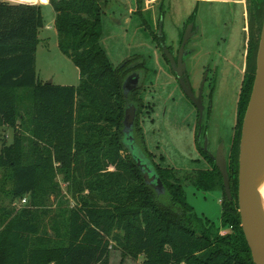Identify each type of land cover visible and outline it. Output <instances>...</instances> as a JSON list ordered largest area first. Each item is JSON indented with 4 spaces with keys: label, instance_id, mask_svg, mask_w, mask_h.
Returning a JSON list of instances; mask_svg holds the SVG:
<instances>
[{
    "label": "trees",
    "instance_id": "16d2710c",
    "mask_svg": "<svg viewBox=\"0 0 264 264\" xmlns=\"http://www.w3.org/2000/svg\"><path fill=\"white\" fill-rule=\"evenodd\" d=\"M144 2L137 0L139 11ZM49 4L56 13L59 47L80 70L78 85L38 76L42 5L0 0V127L14 130L13 142L0 149V169L4 183L12 182L13 199H27L0 231V264H112L114 249L121 252L120 264L129 257H143L144 264H255L241 225L238 188L241 125L255 80L257 45L247 57L248 86L240 95L232 153L228 149L232 199L204 149L213 168L194 174L199 189L224 191V232L195 211L172 168L155 163L136 140L164 183L165 192L158 193L128 150L123 120L132 104L124 82L137 60L117 68L112 64L101 42L103 0ZM151 27L146 28L163 52L165 34L159 37ZM147 59L138 67L149 73ZM139 90L132 91L135 135L145 106ZM27 96L31 107L24 106Z\"/></svg>",
    "mask_w": 264,
    "mask_h": 264
},
{
    "label": "rangeland",
    "instance_id": "374dc122",
    "mask_svg": "<svg viewBox=\"0 0 264 264\" xmlns=\"http://www.w3.org/2000/svg\"><path fill=\"white\" fill-rule=\"evenodd\" d=\"M2 1L22 3L16 0ZM146 1L144 9L136 11L137 4L133 0H103L102 45L116 68L127 60L139 62L143 57L148 58L147 64L151 71L146 75L145 86L143 85L144 87L138 92L145 106L141 108L139 114L136 140L153 154L155 163L172 168L174 176L182 179L181 184L187 201L194 206L195 211L203 219L215 222L226 232L228 228L221 225L224 191L221 188H209L204 191L193 182L195 170L213 168V163L208 160L198 143V108L184 94L174 71L164 58L154 36L147 29L152 25L153 31L157 32L161 12L165 10L161 18L166 43L171 47L172 52H176L181 24L194 7V0H183L184 11H181L178 0H157L148 3ZM24 4L42 5L45 18L36 53L39 77L45 82L52 80L56 84L78 85L80 70L58 45L53 7L44 5L39 0ZM209 8L210 6L205 5L198 14L203 37L198 43L195 54L197 69H194V83L196 89H199L204 65L214 55L213 78L209 79L205 86L207 101L203 125L208 129L212 152H216L217 136L222 133L227 150L229 148L232 153V144L238 132L240 95L242 89L245 88L246 91L248 86V75H246L248 69L245 70L247 67L245 60L248 56L244 54L246 48H244L240 16L233 20L228 19L229 28L220 29L222 32L220 34L224 38L219 34L211 39L210 36L215 31L212 27L214 24L212 19L217 21L221 16L217 12L219 6L214 7L217 9L214 17L210 15ZM145 21L148 26L143 24ZM256 70L257 66L253 71L256 73ZM31 104V98L27 96L24 99V106L31 107ZM142 134H144V144ZM13 136V128L0 127V149L5 142L11 144ZM201 140L203 146L204 136ZM4 177L5 172L0 169V231L10 222L14 210L17 211L27 204V201L24 202L22 199H13L10 194L12 182L8 180L4 183ZM143 260V257L137 260L129 257L125 259L124 264H144ZM120 262V250H112L111 263L120 264Z\"/></svg>",
    "mask_w": 264,
    "mask_h": 264
},
{
    "label": "water",
    "instance_id": "95a60500",
    "mask_svg": "<svg viewBox=\"0 0 264 264\" xmlns=\"http://www.w3.org/2000/svg\"><path fill=\"white\" fill-rule=\"evenodd\" d=\"M163 19H160L158 27V36L162 37ZM188 34L185 35L182 50L187 42ZM164 55L169 60L170 66L176 76L184 94L196 105L199 111V141L202 137V123L204 119L205 106L203 102V89L208 76L206 72L201 90L198 95L195 93L188 75H184L187 63L182 60V51L178 58L172 52L166 42L161 43ZM257 70L254 80L249 104L244 116L239 154V188L238 202L241 215V225L246 239L250 246L255 264H264V211L262 203L256 192V168L260 155L264 152V19L261 32L259 48L257 52ZM127 78L124 82L125 92L129 93L136 89L138 85L137 77L131 82ZM52 83V80L48 81ZM137 109L134 105H129L125 111L123 120L125 142L131 155L136 159L142 169L145 180L152 184L158 193L165 192L164 183L159 176L153 162L140 149L135 137V123L137 118ZM210 135L207 134L203 141V148L215 161L219 168L224 183V190L228 199H232L231 177L228 170V150L225 141L217 145L216 152L209 150L211 144ZM201 145V141H200ZM202 146V145H201ZM229 149V148H228Z\"/></svg>",
    "mask_w": 264,
    "mask_h": 264
},
{
    "label": "flooded vegetation",
    "instance_id": "af4514ba",
    "mask_svg": "<svg viewBox=\"0 0 264 264\" xmlns=\"http://www.w3.org/2000/svg\"><path fill=\"white\" fill-rule=\"evenodd\" d=\"M180 2V9L181 11H184V1L178 0ZM209 7V13L211 16L215 15V6H219L217 12L221 16L220 20H217L212 24V27L218 29V31L221 32V28H229L227 26V23L229 20H233L235 17L240 16L241 22H242V33L244 35V48H246V56H248L251 48L255 45L259 48L260 38H261V32L263 27V19H264V4L263 0H194V7L192 8L190 14L186 19L183 20L181 24V30H180V38H179V44L178 48L176 50L175 56L176 58L179 57L180 52L182 51V60L187 63L186 71L184 72V75H188L190 82L192 83L193 89L195 93L198 95L199 91L201 90L202 82L204 79V76L206 72L208 71V76L204 84L203 89V102L206 109V91L205 86L206 82L209 81V79L213 78V64H214V55L209 58L206 65H204L203 70V78L201 79L199 89H196V85L194 83V69H197V59L195 54L197 53V46L198 43L201 42V39L203 37V32L201 30V25L199 23V10L204 7ZM212 5V7H211ZM165 13V10H162L161 16ZM229 19V20H228ZM223 21V23H222ZM160 23V20H159ZM216 31V30H215ZM188 34L187 42L184 46V49L182 50V44L185 38V35ZM258 52V49H257ZM196 59V60H195ZM140 61H136V63H133L131 66H129L128 73L126 74V78H130L131 82L134 80L135 77L138 79V85L136 88L142 89L146 84V75L147 73L144 71L143 68L138 67ZM246 66H247V58H246ZM247 67L245 68V70ZM144 72V74H142ZM176 75V74H175ZM177 77V76H176ZM178 79V77H177ZM145 80V81H144ZM144 81V84H143ZM130 82V84H131ZM144 85V86H143ZM128 101L129 104H132L136 101L134 99V96L132 94V91L128 93ZM212 104V101L210 102ZM204 125L202 123V136H205L208 134L207 131L204 130ZM136 128V127H135ZM200 128V127H199ZM207 128V127H206ZM136 136V135H135ZM223 134L219 133L217 136V143L224 141L223 140ZM202 141V140H200ZM199 141V132H198V143L200 145ZM204 141V140H203ZM209 150H211L212 142L209 145ZM203 148V146H201ZM204 149V148H203Z\"/></svg>",
    "mask_w": 264,
    "mask_h": 264
},
{
    "label": "bare ground",
    "instance_id": "6f19581e",
    "mask_svg": "<svg viewBox=\"0 0 264 264\" xmlns=\"http://www.w3.org/2000/svg\"><path fill=\"white\" fill-rule=\"evenodd\" d=\"M20 2H28L35 3L38 0H17ZM43 4L49 3V0L45 2V0H39ZM256 192L258 197L262 203V209L264 211V152L260 155L256 168Z\"/></svg>",
    "mask_w": 264,
    "mask_h": 264
},
{
    "label": "crops",
    "instance_id": "0c3cea01",
    "mask_svg": "<svg viewBox=\"0 0 264 264\" xmlns=\"http://www.w3.org/2000/svg\"><path fill=\"white\" fill-rule=\"evenodd\" d=\"M117 1H119V0H117ZM134 1V3H136L137 5V7H135V10L136 11H138L137 9H138V3H137V0H133ZM154 1H157V0H147L146 1V3H148V2H154ZM44 5H50L49 3L48 4H44ZM148 5V4H147ZM51 6V5H50ZM142 9H144V7L142 8ZM130 10H132V9H130ZM139 14V13H138ZM55 17H56V13H55ZM212 17H214V16H212ZM212 21H216L214 18L212 19ZM214 30H216V31H214L213 32V35L212 36H210V38L211 39H213V38H215V37H217L220 33H222V32H220V31H218V29H216L215 27L213 28ZM42 30H43V28H41V30H40V34H39V37H40V35H41V32H42ZM55 30L57 31V29H56V27H55ZM220 30V29H219ZM58 35V34H57ZM46 36V35H45ZM220 36L222 37V38H224L221 34H220ZM40 41H41V38H40ZM210 43V42H209ZM39 44H40V42H39ZM39 44H38V47H39ZM59 45V44H58ZM37 51H38V48H37ZM245 55H246V51H245V53H244ZM245 58H246V56H245ZM36 61H37V57H36ZM245 65H246V60H245ZM36 66H37V62H36ZM38 73V72H37ZM39 76V75H38ZM40 78V77H39ZM41 79V78H40ZM42 80V79H41ZM42 81H44L45 82V80H42ZM53 82V81H52Z\"/></svg>",
    "mask_w": 264,
    "mask_h": 264
},
{
    "label": "built area",
    "instance_id": "2783aa9c",
    "mask_svg": "<svg viewBox=\"0 0 264 264\" xmlns=\"http://www.w3.org/2000/svg\"><path fill=\"white\" fill-rule=\"evenodd\" d=\"M17 1V0H16ZM20 2V1H19ZM22 3H28V2H22ZM42 3V2H41ZM43 4V3H42ZM22 201L26 202L27 199L26 198H23Z\"/></svg>",
    "mask_w": 264,
    "mask_h": 264
}]
</instances>
